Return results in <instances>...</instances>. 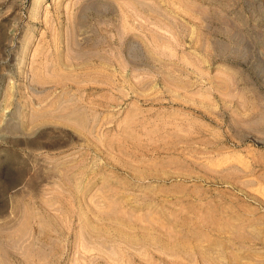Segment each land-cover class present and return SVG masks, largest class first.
I'll return each instance as SVG.
<instances>
[{
  "label": "rangeland",
  "instance_id": "obj_1",
  "mask_svg": "<svg viewBox=\"0 0 264 264\" xmlns=\"http://www.w3.org/2000/svg\"><path fill=\"white\" fill-rule=\"evenodd\" d=\"M0 264H264V0H0Z\"/></svg>",
  "mask_w": 264,
  "mask_h": 264
}]
</instances>
